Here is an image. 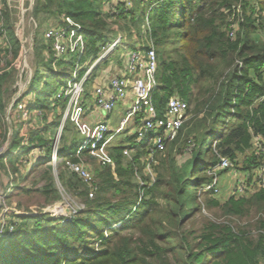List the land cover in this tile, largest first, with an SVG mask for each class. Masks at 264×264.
Segmentation results:
<instances>
[{"label": "trees", "instance_id": "16d2710c", "mask_svg": "<svg viewBox=\"0 0 264 264\" xmlns=\"http://www.w3.org/2000/svg\"><path fill=\"white\" fill-rule=\"evenodd\" d=\"M105 3H115L117 11L105 10ZM236 5L243 18L230 39L226 18ZM10 12H4L9 24ZM32 17L37 26L49 25L52 18L83 38L76 66L73 60H61L62 70H54L51 61H42L52 76L59 72L60 86L83 75L109 40L124 32L125 39L143 43L142 51L155 49L152 100L159 114L165 101L176 96L188 104V117L178 136L165 144L153 181L143 173L146 140L130 136L108 147L114 168L108 164L96 170L94 198H88V187L64 167L66 160L78 161L74 153L79 148L72 140L70 146L64 143L57 164L59 183L84 202V210L66 224L48 213L20 216L16 232L0 243V264H264V188L254 179L264 166V0H34ZM107 19L118 29L106 28ZM8 31L17 53L19 41L12 28ZM256 32L260 37L255 38ZM123 51L115 47L92 70L85 87L102 65L114 61L121 68ZM12 76L0 75V145L7 134L1 117L5 98L12 94L3 82H12ZM84 91L88 102L91 93ZM50 101L61 112L31 135L29 146L50 148L51 138L40 132L58 126L66 99ZM188 139L194 146L179 160ZM21 141L13 130L8 149L17 153L9 158L14 178L20 176L15 161L24 153ZM124 147L133 149L130 157L122 154ZM46 157L35 167L45 165ZM221 157L230 161L229 168L217 167ZM51 167L33 181L34 192L47 205L61 200ZM231 168L245 174L243 192L216 196L206 190L213 174ZM4 171L0 169L1 177ZM24 211L32 212L28 207Z\"/></svg>", "mask_w": 264, "mask_h": 264}, {"label": "built area", "instance_id": "2783aa9c", "mask_svg": "<svg viewBox=\"0 0 264 264\" xmlns=\"http://www.w3.org/2000/svg\"><path fill=\"white\" fill-rule=\"evenodd\" d=\"M22 6L23 2L20 3L19 8L22 12V16L27 14L32 18L30 3H28L27 8H22ZM4 10L5 5L0 0V75L5 72H13L11 90L13 91L14 88L16 91L14 96H12L13 103L11 107H13L14 111H16L17 115H19V117L17 116L19 120H28L30 119L31 112L34 110L32 108L34 105L33 102H27L29 98H25L24 94L27 90L28 82L33 75L31 76V73H29L25 80H23L21 76L24 66L27 67L26 52L22 50L21 40L17 35V32H23V27L20 24L22 18L20 22H17L18 24L16 25H18V27L16 28H14L12 20L10 23L14 35L17 37L20 44V49L17 53H15V47H13L11 43L8 30L6 28ZM228 12L232 14L226 18V33L230 39H233L238 31L239 23L242 21L243 16L240 5L232 6L231 10ZM46 29L47 30L43 33V38L46 43L50 42V45L48 49L44 50V54L48 56V53H52L54 60L51 61L52 67H55L59 57L68 53V55L75 56L76 60L81 59L85 45L83 38L79 33L75 30L69 31L66 26L59 23H49V26ZM117 46H121L124 49V54L122 53L121 59L122 67L118 69L117 73H114L105 81L96 82L93 85L91 103L94 110L109 114L114 112L119 102H122L125 104L124 113L119 116L120 119L116 126H112L108 117H102V120L96 121L94 126L90 125V123L86 121H78V130L81 135L84 136L85 141L83 145L80 146L74 153V156L78 158V161L72 162L70 160H66L64 165L66 170H68L71 174H75L88 187V198H93L94 196V192L96 190V180L94 175L90 173L88 166L83 164L84 156L90 158L96 157L98 159L101 158V162L104 164L103 166L108 165L112 160L108 154L106 146L108 142L119 132L125 131L128 128H133V135L135 136L136 141H147L146 156L142 158V162L144 164L143 173L148 175L150 180L153 181V171L159 162L160 156L165 148V144L178 136L184 121L188 117V104L176 96L170 97L165 101L159 114V111L152 100V93L157 86V59L155 49L152 46L144 51L140 48L130 49L125 36L119 33L116 38L106 46L107 48H104L106 52L103 53V51L101 54H98L97 57L89 63V66L83 75L75 81H73V79L70 80L66 86H60V88L55 92L53 97L55 100L65 98L66 102L65 107L62 110L63 115L61 123L58 126L56 136L50 146V159L47 164L54 167L61 161V159H63L58 155V149L59 146L61 147L60 133L64 127V121L67 118L73 120L74 114L78 115L81 113V104L83 103V100L81 103L79 99L82 98V95L85 92L84 87L87 78L96 65H98L106 57V55ZM23 59L25 60L23 61ZM89 109L91 108L86 105V110ZM49 110H51L52 113H56V111H59V106L52 102ZM41 112L35 113L37 119L36 121L33 120L34 124H39L43 120L44 114ZM186 143L187 146L184 148L182 154L191 153L194 146V143H192L190 139H188ZM254 143L259 144V139L254 138ZM2 145H0V156H2L8 149V147L4 149ZM42 148L43 147L40 148L41 151H39L38 156H36L40 158L35 159L30 165L33 166L34 163L38 162V160L45 156V152L42 151ZM83 149L87 150L86 153L82 151ZM132 150V148L124 147L122 149V154L126 157H130ZM22 162L24 161L22 160ZM230 166V161L224 157H221L217 164V167L220 169L229 168ZM235 171L236 170H234V172ZM216 178L217 177L214 175L212 181L206 186V190L213 192V194H216L218 191L216 188L218 180ZM138 179L140 180V176H138ZM254 179L262 188H264V166L258 167L257 174ZM0 183L2 185V187H0V199H2L5 197V190L3 189L5 184L1 181V179ZM140 184H144L142 179ZM246 186L247 182H242L240 180V183L237 184L235 191L243 192ZM62 192L65 191L63 189L60 190V201L49 204V207H52L57 203L62 205L60 209L57 208L55 211L47 207L41 208V212H38V210L25 212L24 210L16 209L7 203L0 201V243L8 239L16 232L17 227L20 224V216L49 213L56 220L60 219L62 224H66L74 220L76 216L84 210L85 204L77 197L75 199H66Z\"/></svg>", "mask_w": 264, "mask_h": 264}, {"label": "rangeland", "instance_id": "374dc122", "mask_svg": "<svg viewBox=\"0 0 264 264\" xmlns=\"http://www.w3.org/2000/svg\"><path fill=\"white\" fill-rule=\"evenodd\" d=\"M9 1H10V4H9V7H7L6 11L11 9L10 13L12 15V22L14 24V28L18 27V25H16V24H18L17 22H20V20L22 18V21L20 22V24L23 27V32H17V35L21 40L22 50L26 52L25 54H26V58H27V67L24 66V69H23V72L21 73V76H22V79L25 80L28 77L29 73H31V76L33 75L31 77L30 81L28 82V87H27V90L25 91L24 95H25V98H27V99L29 98V100L26 99L27 102L28 101H29V103L33 102L34 106L32 108L34 110L31 112L30 119L19 120L17 118V116L19 117V115H17V112L14 111L13 107H11V109H10L9 120H10V123L12 125V129L21 138V140H22L21 143L24 144V148H23L24 153L21 154V152H19V155H18L19 157L15 161L16 162L15 166L19 168V169H17L18 173L20 175L19 179L16 177L15 178L11 177L12 173H10L11 169L9 168L10 167L9 158H11V157L15 158L17 153H15V151L13 149H7L6 152L2 156H0V169L5 170L4 172L6 174V177H4L5 175H3V174L1 177V173H0V177L3 178L6 183L7 182L9 183L11 181V183H13L14 185L17 184L18 186H22V187L26 188L27 190H29V192L26 193V192L18 191L17 187L15 186L13 188V190L10 191V196H9L8 189L3 188L5 190V197L0 199V201H3L5 203H7L8 205H10L11 207H14V208L20 209V210H23L25 207H28V209L32 210V212H33V211L38 210V208H39L38 206H42L41 208H47L50 206V205L44 204L43 198L37 192H34V188L36 185L33 184V181L37 177L40 176V174L42 173V171L46 167L50 166L49 164H47V162L50 159L51 148H45V147L42 148V151L45 152V156H47L46 157V160H47L46 164L43 166L35 167L42 159H40V160H38V162L34 163L33 166L30 164L35 159L40 158V157H36V156H38L39 151H41L40 150L41 147H36L37 146L36 143H33L29 147L25 146V145H28V143H30L29 141L33 138V136H31V135H34V132L38 128L44 127L48 123H51L54 120L55 113H52L51 110H49V107H51V104H52V102L50 100L54 97L55 92L60 88V84L58 83L59 72H58L57 76H52L51 74H49V71L51 72V68L49 67L48 64H46L47 60L54 61L52 53H48V56H46L44 54V50L48 49L50 42H47V43L45 42V40L43 38V36H44L43 33L47 30L46 28L49 25H46L45 23L44 24L40 23L37 26V23L34 20V18H31V16H28L27 14H24L22 16V12H21V10H19L20 3L23 2L22 8H27L28 3H30V0H20V1L19 0H9ZM115 1H117V0H115ZM113 5H116V4L113 3ZM113 5L109 4V3H105L104 9L111 11V12H113V10H115L114 12H116L117 9H116V7H113ZM109 6L111 7V9H109ZM31 9H32V7H31ZM106 21H107L106 28H111L113 30L118 29L117 24L112 23L110 19H107ZM48 23L56 24L55 20L52 18H50L48 20ZM6 28H7V30H10L12 28L10 26V24L8 23L7 18H6ZM18 31H20V30H18ZM35 32H36V35H35ZM120 33L123 36L125 35L124 32H120ZM104 34H106V33L104 32ZM262 34H264V32ZM262 34H261V36H262ZM259 35H260V33H258V32H256L254 34L255 38L260 37ZM114 38H111L109 40L108 44H110V42H112L111 40H113ZM126 41H127V43H129L130 49H137L140 47L141 44H143L137 38H132V39L127 38ZM12 45H13V47H15L13 42H12ZM104 48L106 49L107 47H104ZM104 48L100 51L99 54H101L103 51H104L103 53L106 52L104 50ZM110 52H112V51H110ZM110 52L106 55L105 58L108 57ZM68 54H66L62 57H59L57 59L58 62L55 64V67H53L54 70H56L58 66H59V70H62V69H60V67H63V65H58V63L61 60L65 61V62H69V61L73 60L75 65H76V63L78 62V59L76 60L75 56L68 55ZM123 54H124V52H123ZM36 56H38V57H36ZM24 60L25 59H23V61ZM42 61L46 62V63H43ZM98 65H96V66H98ZM118 69H119L118 65H116V62H114V61H110L109 64L102 65L100 68H98L97 76L92 80V84L91 83H90L91 85L86 84L87 86L84 88L88 89V92L92 93L93 85L96 82L105 81L111 75H113L114 73H117ZM3 86H4V88L9 87V90L12 91L11 90V88H12V82L11 81H9V80L4 81ZM15 91L16 90L13 88L12 94L10 95L11 97H9L8 99L5 98L4 114L1 115L2 120H3L2 121L3 126L5 125V128L7 129L6 140L4 142H2L3 145L1 144L4 147V149L7 148V144H8V140H7V135H8L7 121L8 120H7L5 114H6L7 110L9 109V106L12 104V96H14ZM84 97H85V94H83L82 98L79 99L80 102L83 100V103L81 102L82 103L81 104V110L85 109L86 105L91 103V100L89 101V98H88V102H87V100L84 99ZM38 107H42V108H38ZM61 109L62 108H59V112L61 111ZM91 110L92 109L86 110L84 114H82V113L78 114V115L74 114L73 120L70 118H67L64 121V128L62 129V131L60 133V145H61V147L59 146V149H58V155L59 156H61V154H62L61 149H62V146L64 143H67L70 146L71 140H72V142L76 143L77 148L83 145L85 138L83 135H81V133L78 130L79 122H81V121L85 122L86 121L89 123L91 121L90 120L91 118L86 116V115L89 114V112ZM41 111L45 112V114L42 113ZM38 112H41L42 114H44V118L41 121V123L34 124L33 120L36 121V119H37V117L35 116V113H38ZM96 113H99L98 110L95 112V114ZM112 113L113 114L111 116L113 118V121L117 120L114 124H112V126L113 125L116 126V124H118V122H119L120 117L117 118V116H118L117 111H114ZM60 114L63 115V112ZM103 115H104V117H106L105 113H103ZM100 118H101V116H100ZM100 118H98V121L100 120ZM61 119H62V117H60V119H59L58 126L61 123ZM58 126H55L54 129H50L49 133L44 131V128L40 132V133H42L43 137L51 138L50 146L52 145V141L54 140V138L56 136ZM133 131H134L133 128H128L127 130L122 131L123 133L121 132L120 134L124 136L125 134H127V132H129L130 135H133ZM12 133H13V131H12ZM120 134H119V136H116L115 139L110 140L111 142H109L106 145L107 150H108V147H111V145L114 144V142L116 141V138L120 137L119 140L122 138V136ZM74 151L67 152L65 154L66 156L64 158L70 157V155L73 154ZM185 155L186 154L179 155L178 159L182 160V158ZM20 156H23V157H20ZM83 158H84L83 164L88 166L90 173L92 175H94V177H95L96 170H99L104 165L101 162V158L98 159L96 157L90 158V157H85V156ZM22 160L24 162H22ZM26 163H27V165H26ZM109 165L114 168V162L112 160L109 163ZM53 169L54 170L52 172V175L54 176L53 178H55L54 183L57 186L58 190L60 191L61 189H63V187L59 183V179H58V174H59L58 170L59 169H57V164L53 167ZM20 170L22 171V174L20 173ZM156 171H158V168L155 167V169L153 171L154 175H155ZM211 173L212 172H210L209 174H211ZM8 176H9V179L11 178V180H8ZM219 176H221V177H219ZM219 176H217V178H216L218 180V184L216 187L218 191L216 192L215 195L216 196H227V195L231 194L232 191L235 190L237 184L240 183V180L242 182L244 181L245 174H242V173L237 172V171L234 172V170L232 168V169H228V170H223V174H221ZM213 177H214V174H213ZM95 180H96V177H95ZM18 181H19V183H18ZM62 194H64V197L66 199H75L76 198V196L74 194H71V193L62 192ZM94 196H95V192H94ZM94 196H93V198H94ZM199 199H202V196ZM63 200H64V198H63ZM19 202L21 204L20 207L18 206ZM61 207H62V205L60 203H57V204H55L49 208L52 209L53 211H55L57 208L60 209ZM38 214H40V213H38ZM49 215L51 217H53L51 214H49ZM57 222H59V220H57ZM23 224H24V222L22 223V225Z\"/></svg>", "mask_w": 264, "mask_h": 264}, {"label": "crops", "instance_id": "0c3cea01", "mask_svg": "<svg viewBox=\"0 0 264 264\" xmlns=\"http://www.w3.org/2000/svg\"><path fill=\"white\" fill-rule=\"evenodd\" d=\"M2 2H3V4L5 5V10L7 9V7H9V4H10V1L8 0H1ZM4 10V11H5ZM92 110L89 112V114H87L86 116H88V117H90L91 119V121L89 122L90 123V125H92V126H94V124H95V122L96 121H98V118H100V116H101V118H100V120L102 119V117H104V115H102L103 113H101V112H99V113H96L95 114V112H96V110H94V108L92 107V103H89V104H87ZM124 105L125 104H123L122 102H119L118 103V105H117V107H116V109L114 110V111H117L118 112V116H117V118L121 115V114H123L124 113ZM82 112V114H84L85 113V111H86V107H85V109H83V110H81ZM80 113V114H81ZM113 113H109V114H106V117H108L109 118V120L111 121V124H114L116 121H113V118H112V115ZM105 117V118H106ZM85 121V120H84ZM92 122V123H91ZM94 122V123H93ZM113 126H115V125H113ZM121 132H119L118 134H116V135H114L111 139H115V137L116 136H119V134H120ZM123 133V132H122ZM121 135V134H120ZM122 136V138L120 139V140H122L123 138L125 139V138H128V137H130V136H134V135H130L129 134V132H127V134H125L124 136L123 135H121ZM120 138V137H119ZM119 138H116V141H115V143L116 142H118V141H120L119 140ZM136 140V139H135ZM109 142H111V141H109ZM108 142V143H109ZM139 142V141H138ZM20 173L22 174V171L20 170ZM24 175V174H23ZM4 177H6V176H4ZM19 177L20 176H18L17 175V177L16 178H18L19 179ZM1 179V178H0ZM8 180H11V178L9 179V176H8ZM7 180V181H8ZM1 181L3 182L4 181V179L2 178L1 179ZM19 182V181H18ZM5 185H4V189H8V191L10 192L11 190H13V188L16 186V185H14L13 183H11V181L8 183H6L5 181L3 182ZM22 209V208H21ZM24 210V209H23Z\"/></svg>", "mask_w": 264, "mask_h": 264}, {"label": "water", "instance_id": "95a60500", "mask_svg": "<svg viewBox=\"0 0 264 264\" xmlns=\"http://www.w3.org/2000/svg\"><path fill=\"white\" fill-rule=\"evenodd\" d=\"M33 2H34V0H31L30 1V6L33 8ZM31 15H32V9H31ZM33 18V17H32ZM13 103V102H12ZM11 106H12V104L9 106V109L7 110V112H6V118H7V127H8V135H7V140H8V144H7V147H8V145H9V143H10V141H11V138H12V131H13V129H12V125H11V123H10V120H9V115H10V109H11ZM0 187H2V185H1V183H0Z\"/></svg>", "mask_w": 264, "mask_h": 264}]
</instances>
